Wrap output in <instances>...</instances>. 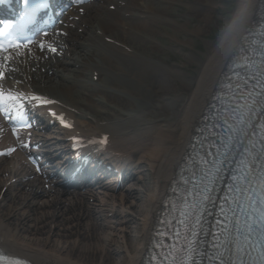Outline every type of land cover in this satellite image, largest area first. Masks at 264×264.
Masks as SVG:
<instances>
[{
    "label": "bare ground",
    "instance_id": "1",
    "mask_svg": "<svg viewBox=\"0 0 264 264\" xmlns=\"http://www.w3.org/2000/svg\"><path fill=\"white\" fill-rule=\"evenodd\" d=\"M101 1L66 31L62 59L23 61L15 78L56 101L74 132L108 135L105 154L127 169L130 184L97 191L90 203L27 182L30 173L20 160L0 163V191L6 189L0 198V245L33 264H142L156 213L198 121L261 11L260 0H238L230 21L216 40L204 42L199 57L190 52L189 41L171 47L181 55L180 65L147 52L148 45L157 50L158 25L204 35L215 10L212 0L187 6L199 21L192 30L164 8L175 0ZM191 65L195 75L185 71Z\"/></svg>",
    "mask_w": 264,
    "mask_h": 264
},
{
    "label": "rangeland",
    "instance_id": "2",
    "mask_svg": "<svg viewBox=\"0 0 264 264\" xmlns=\"http://www.w3.org/2000/svg\"><path fill=\"white\" fill-rule=\"evenodd\" d=\"M212 1L215 3V10L211 17L212 22L208 25L204 35L196 37L186 34L183 31H173L169 26L158 25L160 31V37H157L159 46L156 45L157 50H152L151 47L155 46L148 45L146 51L149 53L155 51L158 54L154 53V55L158 56L161 60L165 61L167 59V62H170V64L181 65L184 62L181 55L172 52L171 47L174 46L177 41H189V44L192 48L190 52L199 57L200 52H204L205 50L204 42L216 40L220 35L221 27L230 21L238 0ZM191 3H193V0H175V3L170 7L167 5L164 6V8H169L171 15L179 16V18H174V20H176L179 24L186 25L188 30H192L199 23V21L189 14L190 10L187 9V6ZM196 69L197 68L195 65H191L188 69H185V71L188 72L187 74L189 75H195ZM121 97L126 98L125 96ZM160 107L164 108L162 105H160Z\"/></svg>",
    "mask_w": 264,
    "mask_h": 264
},
{
    "label": "snow or ice",
    "instance_id": "3",
    "mask_svg": "<svg viewBox=\"0 0 264 264\" xmlns=\"http://www.w3.org/2000/svg\"><path fill=\"white\" fill-rule=\"evenodd\" d=\"M10 25H5V28H9ZM0 35H4V32H0ZM27 47V45H20V44H11L10 47L12 48H16L19 49L20 47ZM41 47H43V45H41ZM50 51H56V49L54 48H50ZM3 78V73H0V79ZM18 99V97L12 93H8L5 94L2 90H0V110H3L2 105L5 101H16ZM33 99H39L38 97H33ZM44 103H51L50 101H44ZM63 122V121H62ZM67 126V125H66ZM15 131V129H14ZM102 143L105 141H101ZM25 147H27V145H25ZM12 151H14V149H8L7 152L5 153H0V155H4V154H10Z\"/></svg>",
    "mask_w": 264,
    "mask_h": 264
}]
</instances>
